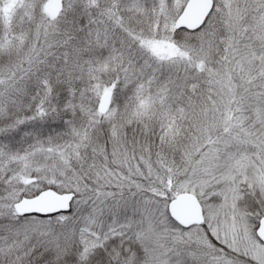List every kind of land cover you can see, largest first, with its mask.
<instances>
[{
  "label": "snow or ice",
  "instance_id": "obj_1",
  "mask_svg": "<svg viewBox=\"0 0 264 264\" xmlns=\"http://www.w3.org/2000/svg\"><path fill=\"white\" fill-rule=\"evenodd\" d=\"M0 264H264V0H0Z\"/></svg>",
  "mask_w": 264,
  "mask_h": 264
}]
</instances>
